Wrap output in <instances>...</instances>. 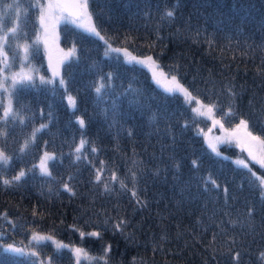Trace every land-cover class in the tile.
Masks as SVG:
<instances>
[{
	"label": "trees",
	"instance_id": "1",
	"mask_svg": "<svg viewBox=\"0 0 264 264\" xmlns=\"http://www.w3.org/2000/svg\"><path fill=\"white\" fill-rule=\"evenodd\" d=\"M43 2L0 0V32L16 29L4 47L11 68L26 44V60L49 77L35 41ZM87 11L99 35L57 26L62 85L17 82L7 119L0 92L9 158L0 162V264H76L69 249L34 234L79 247L87 257L78 264H264V170L213 152L200 133L209 120L122 55L151 57L226 127L243 119L264 139V0H87ZM49 152L48 173L39 172Z\"/></svg>",
	"mask_w": 264,
	"mask_h": 264
},
{
	"label": "rangeland",
	"instance_id": "2",
	"mask_svg": "<svg viewBox=\"0 0 264 264\" xmlns=\"http://www.w3.org/2000/svg\"><path fill=\"white\" fill-rule=\"evenodd\" d=\"M85 3L84 0H79V5L81 9V14L79 18H71L70 16H67L61 11L60 6H58L55 2V0H44L43 4L41 5V12H40V26H39V32L37 36L35 37V41H40L42 45H44L45 52H46V59H47V67L49 69L50 76L46 77L40 74L36 71V69H33L31 64L26 60V53L24 51V46H27L26 44H23L20 47V50L22 51V63L17 66L16 68H11V63L9 61V58L7 56L6 50H5V43H6V36L8 33H11V29L3 30L0 32V58L2 61L1 65V74H0V92L3 96V102L5 108L8 105L9 98V89L13 86V77H16L17 81L20 80V75L18 74H28L32 76V79L37 77L41 80L45 78L49 79H55L57 78L60 82V65L62 60L65 57V51H63L62 48H60L58 37H57V30H58V24L65 22H69L72 25L80 27L81 29H85L86 31L92 33L93 35H97L96 31L93 32L91 29H93V25L91 22V17L88 14L87 9L85 10L81 5ZM51 5V7H49ZM43 15L44 19L41 21V16ZM113 49L112 47H110ZM122 55L126 58V60H131L134 62H138L140 64H143L147 69H149L150 74L152 75L154 81L156 84L160 85L163 89L167 91H174L177 93H181L184 98L189 102L193 104V110L196 109L198 111H195L199 115L205 116L209 122L210 126L208 129L200 131V133L204 136L205 143H207L208 147L212 150L210 145H215L216 147V153L220 154L221 156L228 157L232 162L236 163L237 165H240L244 167L242 164L237 163V161H244L248 164V167H250V163L257 164L261 169L264 170V166H262L261 161H264V145L260 144L257 141L252 140L250 137L247 136L248 129L245 130L244 128H238L239 122L233 125V127H226L222 122H220L214 115L212 111H209V106L204 104L203 102H200L196 98H193L192 95L185 96L183 92L179 90L177 85L182 86L180 83H178L176 80L173 82L171 75H167L163 73L160 68L157 66L156 63H154L153 60L148 61L147 57H141L137 56L134 57L128 54L127 52L122 51ZM141 61H144L141 63ZM61 84V83H60ZM62 85V84H61ZM183 87V86H182ZM191 94V93H190ZM69 97H71L70 94L67 93L65 96V99H67V103L70 108H73V104L69 102ZM193 99V100H192ZM74 100V99H73ZM4 108V110H5ZM4 112V111H3ZM221 125H223L221 127ZM258 136L257 134H253ZM231 144L235 145L241 152H243L244 156L235 154L230 155L227 152H222L218 147L221 144ZM214 152V151H213ZM251 152V156L249 153ZM48 155L51 157L52 153H48ZM45 154L41 155L39 157V160H37V163L35 166L37 167L39 172L45 173L41 169V161L44 159ZM255 157V159H253ZM49 159L45 161V167L47 168V163ZM246 168V167H245ZM22 171V170H21ZM19 171V173L21 172ZM48 173V172H47ZM257 175L259 176L260 180H264V177L257 172ZM19 175V174H18ZM38 235V234H37ZM42 236V235H38ZM43 237H46L43 235ZM37 244L43 243L44 241H50L53 244H56L58 242L52 241V240H44L41 242H37L34 240ZM60 243V242H59ZM63 244V243H60ZM63 245H66L65 243ZM6 248L9 249V244L4 245ZM12 248H15L12 246ZM69 249V251L74 256V263L78 264V262L81 259H85L87 257L86 253L81 251L80 253H77L75 249L79 247H72L67 245L66 247ZM80 249V248H79Z\"/></svg>",
	"mask_w": 264,
	"mask_h": 264
},
{
	"label": "snow or ice",
	"instance_id": "3",
	"mask_svg": "<svg viewBox=\"0 0 264 264\" xmlns=\"http://www.w3.org/2000/svg\"><path fill=\"white\" fill-rule=\"evenodd\" d=\"M8 7L11 8L12 5H8ZM49 7H51V5H49ZM81 7H83L85 10L87 9V0H85V3H84L83 5H81ZM173 14H174V13H173L172 11H168V12L166 13V15L169 16V17L173 16ZM43 19H44V17H43V15H42V16H41V21H43ZM15 31H16L15 28L11 29V32L14 33ZM91 31L95 32V29L93 28V29H91ZM96 34L99 35V33H96ZM24 51H25V53H27V51H28L27 46H24ZM117 51H119V50H117ZM133 59H135V58L133 57ZM147 60H148V61H151L152 58H151V57H147ZM143 62H144V61H141V63H143ZM18 75H20V80L17 81L16 77H13V86H15V84H16L17 82H19V83H23L25 80H26V81H31V80H32V76H31V75H28V74H18ZM172 80H173V82H175L176 78H175V77H172ZM41 81H42V82H46V83H51V82H52V81H44L43 77L41 78ZM60 83L63 84L64 81L61 80ZM177 87L179 88V90H180L181 92L184 93L185 96H190V95H191V94L187 91V89H184L182 86L177 85ZM100 90H101V89L98 87V88L96 89V92L99 93ZM69 102H70L71 104H73V106L75 105V101L73 100L72 97H69ZM194 111H198V110L194 109ZM209 111H212V109L209 108ZM9 115H15V114L13 113V110H12V104H11V100H10V99H9V102H8L7 107H6L5 110H4V116H3V118H4V119H7V118L9 117ZM78 122H79V124L81 125V127L84 126V121H83L82 119L79 120ZM222 126H223V125H221V127H222ZM44 127H46V125H41V128H40V129H35V130H34V133H33V139H35V133H36V132H39V131H40L42 128H44ZM237 127H238V128H241V127H242V128H244L245 130H247V129H248V121L241 119L240 122H239V125H238ZM247 136L250 137L252 140L257 141V142H259L260 144L264 145V139H261L260 136L253 135V133H252L251 131H247ZM85 143H86V141H83V140L80 142V146L76 148V152H77V153H79V152L81 151V149L83 148V146H84ZM26 146H27V142H26V144H25V147H26ZM210 147L212 148V151H214V152L216 151V147H215V145H210ZM92 151H96V149L93 148ZM249 155L251 156V152L249 153ZM48 159H52V157H50V156L48 155V153H45L44 159L41 161V169H42V171L45 172L46 174H47V168L45 167V161L48 160ZM77 159H79V156L77 157ZM253 159H255V157H253ZM8 160H9V158H8L7 156H5L2 152H0V162L7 163ZM195 163H196V162L193 161V164H194V165H195ZM237 163L242 164L244 167H248V164L245 163L244 161H237ZM261 163H262V166H264V161H261ZM24 175H25V173H24L23 171H21V172L19 173V175L15 176L13 179L18 181V180H20L21 177H23ZM96 179H97V181L100 180V174H99V171H98V173H97ZM113 179H116V177L113 176ZM3 183H4L5 185H8V184L11 183V181H9V180H4ZM213 183H215V182L213 181ZM261 184L264 185V180L261 181ZM121 186H122V187L125 186V185H123V182H121ZM65 187L67 188V185H65ZM105 188L107 189V185H105ZM68 190L70 191V189H68ZM225 191H226V190H225ZM133 195L135 196V193H134V192H133ZM262 195H264V193H262ZM117 227H119V225H118ZM80 235H81V237L83 238V237L85 236V233L81 232ZM87 235H88V236H91V237H99V236H100V233H98V232H90V233H88ZM32 239H33V240H36L37 242H41V241H44V240H51V237H43V236H38V235H35V234H34L33 237H32ZM56 246H57V248L67 247V245H63V244H60V243H57ZM110 247H111V246H109L107 249H105V251H106V252L109 251V250H110ZM8 250L13 251V252H16V253H21V252H22L21 249H18V248H12V246H9V249H8ZM75 251H76L77 253H80L82 250L79 249V248H77V249H75ZM261 255L264 256V253H262ZM235 258H236V259L239 258V253H236Z\"/></svg>",
	"mask_w": 264,
	"mask_h": 264
},
{
	"label": "water",
	"instance_id": "4",
	"mask_svg": "<svg viewBox=\"0 0 264 264\" xmlns=\"http://www.w3.org/2000/svg\"><path fill=\"white\" fill-rule=\"evenodd\" d=\"M56 4L60 6L61 11L71 18H79L81 9L79 0H55Z\"/></svg>",
	"mask_w": 264,
	"mask_h": 264
}]
</instances>
